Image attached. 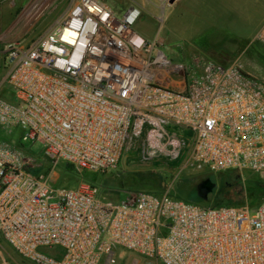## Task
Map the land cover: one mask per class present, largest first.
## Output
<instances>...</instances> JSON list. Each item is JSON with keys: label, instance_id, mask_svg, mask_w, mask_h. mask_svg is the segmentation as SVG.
I'll list each match as a JSON object with an SVG mask.
<instances>
[{"label": "built area", "instance_id": "1", "mask_svg": "<svg viewBox=\"0 0 264 264\" xmlns=\"http://www.w3.org/2000/svg\"><path fill=\"white\" fill-rule=\"evenodd\" d=\"M137 15L75 0L35 41L7 45L0 128L21 134L0 140V234L34 264H116L117 247L161 264H264V200L250 209L137 190L111 201L85 181L51 182L61 162L115 168L138 141L144 156L174 160L188 143L180 169L264 174V80L235 64L172 62L132 29ZM254 38L264 42V22ZM21 142H40L51 169Z\"/></svg>", "mask_w": 264, "mask_h": 264}, {"label": "rangeland", "instance_id": "2", "mask_svg": "<svg viewBox=\"0 0 264 264\" xmlns=\"http://www.w3.org/2000/svg\"><path fill=\"white\" fill-rule=\"evenodd\" d=\"M75 0H0V81L7 71L4 65L6 47L12 42L31 43L56 25ZM122 17L129 8L138 11L132 29L148 41L157 40L158 48L172 62L195 65L197 60L218 61L225 55V64H235L245 73L264 80V42L254 38L264 22V0H101ZM3 87V86H2ZM0 95L10 96L2 90ZM6 91V92H5ZM4 130V129H3ZM0 131V140H19L21 128L11 126ZM191 132L186 131V141ZM23 148L41 164L51 169L43 156L40 142H21ZM188 151L185 145L179 159L165 156L146 157L138 141L124 151L117 166L104 172L69 169L64 163L56 165L50 174L57 186L75 187L84 176L96 183L103 199L117 201L129 191L168 190L178 197H196L199 202L212 204L213 199L199 196L198 185L206 178L215 183L213 190L222 191V176L239 172L241 178L231 182V188L243 189L250 209L257 204V194L264 190V174L250 170L227 169L210 172L206 169H180ZM212 190V191H213ZM223 198L229 197L222 195ZM0 245L9 264H34L19 256L0 234ZM41 251L49 253L48 248ZM116 264H161L135 251L115 248Z\"/></svg>", "mask_w": 264, "mask_h": 264}, {"label": "trees", "instance_id": "3", "mask_svg": "<svg viewBox=\"0 0 264 264\" xmlns=\"http://www.w3.org/2000/svg\"><path fill=\"white\" fill-rule=\"evenodd\" d=\"M225 55H219L217 56V60L216 62L222 64V65H227L225 64L226 60H225ZM0 131H2V133H5L3 129L0 128ZM0 139H3V138H0ZM64 164H66L65 166L69 169H74L73 165L70 164V163H67V162H62ZM236 170V169H234ZM82 171H89V170H78V172H82ZM80 176L83 178L82 181H85L87 183H90L91 185H96V183H94L93 181H90L88 179H86L84 176H82L80 174ZM241 178V173L239 172H232V173H226L222 176V180H223V184L225 185L224 186V189L221 191H217L216 190H213L210 197L209 198H212L213 199V203L212 205H215V206H220V205H240L241 203H243L245 201V192L243 191V189H237V188H231L230 187V183L231 182H234L236 180H239ZM144 191H149V192H153V193H160L164 190H161V191H151V190H144ZM173 195V194H172ZM222 195H228L229 197L227 198H223ZM175 196V195H173ZM177 198H181V199H184V200H188V201H194V202H199V200L196 198V197H185V198H182V197H178V196H175ZM257 204L256 206L262 201L264 200V190L259 192L257 194ZM208 198V199H209ZM201 203V202H199ZM255 206V207H256Z\"/></svg>", "mask_w": 264, "mask_h": 264}, {"label": "water", "instance_id": "4", "mask_svg": "<svg viewBox=\"0 0 264 264\" xmlns=\"http://www.w3.org/2000/svg\"><path fill=\"white\" fill-rule=\"evenodd\" d=\"M169 3H173L175 0H168ZM215 186V183L211 181L210 178L204 179L199 185H198V193L199 196L203 199H207L209 193L212 192L213 188Z\"/></svg>", "mask_w": 264, "mask_h": 264}, {"label": "crops", "instance_id": "5", "mask_svg": "<svg viewBox=\"0 0 264 264\" xmlns=\"http://www.w3.org/2000/svg\"><path fill=\"white\" fill-rule=\"evenodd\" d=\"M4 57H5V55H4ZM3 61H4V58H3ZM2 86H3V85L1 84V81H0V88H3V89L6 90L7 93H8V89H6L5 87H2ZM3 89H2V90H3ZM6 91H5V92H6Z\"/></svg>", "mask_w": 264, "mask_h": 264}]
</instances>
